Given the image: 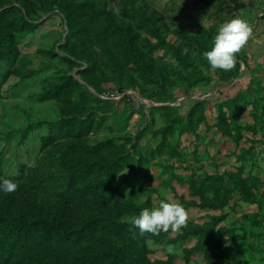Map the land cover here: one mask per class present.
Masks as SVG:
<instances>
[{"label":"rangeland","instance_id":"obj_1","mask_svg":"<svg viewBox=\"0 0 264 264\" xmlns=\"http://www.w3.org/2000/svg\"><path fill=\"white\" fill-rule=\"evenodd\" d=\"M12 8L4 25L20 22L7 33L13 59L0 61L1 192L77 226L131 224L148 204L139 234L150 264H264V59L249 50L264 0H0V15ZM64 77L97 99L89 109L116 116L108 126L127 124L91 132L87 152L70 148L83 142L67 120L84 112L57 97ZM80 161L95 165L87 180L99 187L85 200L61 191ZM217 219L208 242L201 231ZM102 249L96 235L77 249L34 242L21 252L102 264Z\"/></svg>","mask_w":264,"mask_h":264},{"label":"trees","instance_id":"obj_2","mask_svg":"<svg viewBox=\"0 0 264 264\" xmlns=\"http://www.w3.org/2000/svg\"><path fill=\"white\" fill-rule=\"evenodd\" d=\"M17 10V8H12L0 15V61L13 59L11 55L15 50V39L13 36L8 37L7 33L20 20L17 19L13 22L6 20L7 25H4L3 22L8 15L16 16ZM109 29L113 35L119 32V29L114 26H110ZM124 43L129 49H132L130 44L126 41ZM75 92H79L81 95L79 102H71V99H68ZM56 95L59 99L65 100L71 108L77 111L83 109L84 112L83 118L67 120L74 121L76 127L80 129L75 138L77 142H83V145L72 144L70 148L87 152L88 149L85 148L89 146L86 139L91 132H104L109 128L115 132L114 125L123 122L127 124L128 122V117L124 116L121 119L117 118L119 120L108 126L107 121L113 120L116 116L101 114L97 110L89 109V103L97 102V99L71 77L63 78L62 85L57 89ZM169 111L173 110L170 109ZM94 150L98 151V148L95 147ZM94 166L82 161L77 162L63 179L64 186L61 191L79 200H85L94 195L99 190L98 183L97 181L91 183L87 180ZM104 166L106 165L100 166V169H103ZM140 166L141 163H139ZM5 184H7L5 180L0 178V264H46L21 251L34 242L45 248L53 245L58 247L67 245L77 249L96 235H99L103 241V249L96 254V259L102 264H150L146 257V247L144 249L141 247L143 239L139 234L143 224L142 217L150 208L148 204L140 207L139 215L131 224L117 222L111 218L98 217L77 226L68 222L64 216L54 215L43 204L23 200L13 195H5L1 192ZM217 222H219L218 219L211 226L209 232L201 231L208 242L213 243L214 236L210 232L214 231ZM117 235H121L122 240L127 241V245L124 247L110 245L107 237ZM212 249L213 246L210 244L205 247L206 255L209 258L212 253H215Z\"/></svg>","mask_w":264,"mask_h":264},{"label":"crops","instance_id":"obj_3","mask_svg":"<svg viewBox=\"0 0 264 264\" xmlns=\"http://www.w3.org/2000/svg\"><path fill=\"white\" fill-rule=\"evenodd\" d=\"M256 34L253 35L249 50L256 59H264V16L258 17L256 21Z\"/></svg>","mask_w":264,"mask_h":264}]
</instances>
